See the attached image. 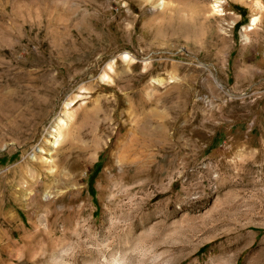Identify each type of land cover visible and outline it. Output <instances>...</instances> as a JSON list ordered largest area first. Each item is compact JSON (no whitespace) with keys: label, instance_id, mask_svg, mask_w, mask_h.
I'll use <instances>...</instances> for the list:
<instances>
[{"label":"rangeland","instance_id":"obj_1","mask_svg":"<svg viewBox=\"0 0 264 264\" xmlns=\"http://www.w3.org/2000/svg\"><path fill=\"white\" fill-rule=\"evenodd\" d=\"M46 80L60 126L92 97L103 129L35 224L2 213L0 264H264V0H0V99L33 111ZM55 153L6 141L0 175ZM229 196L250 252L219 251Z\"/></svg>","mask_w":264,"mask_h":264},{"label":"bare ground","instance_id":"obj_2","mask_svg":"<svg viewBox=\"0 0 264 264\" xmlns=\"http://www.w3.org/2000/svg\"><path fill=\"white\" fill-rule=\"evenodd\" d=\"M46 83L47 84H44L43 92L41 90L42 97L40 95L41 98L35 103L33 111H29L30 109L28 110L27 107V110L22 109V103L20 102L13 100L4 102L0 99V146L6 141H11L16 144V146L23 148L24 153L30 150L35 154H41L43 151L47 152L52 148L55 149V152L60 154L57 155V160L51 162H46V160L41 161L38 157L33 160L27 156L12 169L0 175L1 220L2 213L14 210V208L18 206L25 209L28 220L35 224L41 215L39 214V209L49 206L53 190L60 185L64 186L63 184L65 182L67 183L75 179L79 168L82 167L85 153L91 148H94V141L103 129V121L100 118V114L102 113L99 107L95 105L88 107L92 104V97H90L84 105L79 106L74 116H72V120L67 118L69 121H66L68 123L65 124V127L60 126L59 122L61 119L58 113L52 108L53 98L57 93V84L59 83H57V80H50V82L46 80ZM26 84L23 83V85ZM1 88L4 87L2 86ZM4 89H6V87ZM13 91L17 92L16 90ZM93 93H91V96ZM100 106L102 107V112H108L110 107H113V112L115 113L117 108L115 103H109L105 100ZM40 127H42V138L38 141ZM36 142H38L37 144L40 146L39 151H37L38 148L36 150L37 146H34ZM118 144L117 148L124 153L121 157H118V159L122 160V162L129 161V140L125 144ZM73 146L78 148L81 159L73 161V159H71L72 157L69 156ZM238 202L239 200L237 197H226L222 201L224 211L216 215V218L219 219V223L217 221L218 224H216V226L225 228L222 233H224L223 237L226 238V241L219 245V251L221 252L228 250L238 251L237 249H248L250 252L254 248V234L248 231L249 227L253 224L252 216L248 211L239 210V208H237ZM5 216H7V214ZM27 226L28 224L26 222L22 224L19 223L16 230L21 234ZM46 226L45 228L48 229V225ZM33 227L34 231L38 230L36 226ZM15 234L11 236L14 237ZM73 235H75V233H73ZM72 237L73 236H70L68 238L71 239ZM62 238H66L65 234ZM77 238L78 236L76 235V239ZM215 238V236L214 238L211 237V240L214 241ZM10 244L12 246L14 241L10 242ZM113 264H117L116 261H114Z\"/></svg>","mask_w":264,"mask_h":264}]
</instances>
